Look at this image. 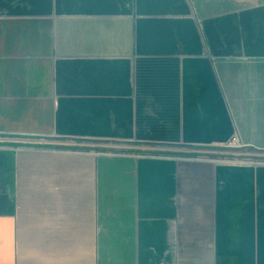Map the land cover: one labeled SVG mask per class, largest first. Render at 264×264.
I'll return each instance as SVG.
<instances>
[{
	"label": "crops",
	"instance_id": "0c3cea01",
	"mask_svg": "<svg viewBox=\"0 0 264 264\" xmlns=\"http://www.w3.org/2000/svg\"><path fill=\"white\" fill-rule=\"evenodd\" d=\"M235 136L264 0H0V264H264V166L203 156Z\"/></svg>",
	"mask_w": 264,
	"mask_h": 264
},
{
	"label": "rangeland",
	"instance_id": "374dc122",
	"mask_svg": "<svg viewBox=\"0 0 264 264\" xmlns=\"http://www.w3.org/2000/svg\"><path fill=\"white\" fill-rule=\"evenodd\" d=\"M81 144L75 148H70L71 150L78 152H94V153H118L124 150H130L129 148H123L119 144L108 143V142H89V141H81L77 142ZM90 147V148H89ZM202 151H206L208 154H204V157L207 158H215L223 161H232L234 159H239L244 162H252V163H264V153L255 152L248 150L247 148L240 147H230L223 146L222 148H212V149H204ZM172 154V153H169ZM145 156L147 154H139ZM167 155V154H166ZM174 155V154H173ZM197 154H182L183 156H195Z\"/></svg>",
	"mask_w": 264,
	"mask_h": 264
},
{
	"label": "built area",
	"instance_id": "2783aa9c",
	"mask_svg": "<svg viewBox=\"0 0 264 264\" xmlns=\"http://www.w3.org/2000/svg\"><path fill=\"white\" fill-rule=\"evenodd\" d=\"M227 146L230 147H240V148H245L239 141V138L237 136H235L234 138H232V140L230 142L227 143ZM100 155H116L118 153H97ZM142 155H139V157H141ZM210 158V157H209ZM213 159V158H211ZM251 165H255V166H264V163H252V162H245Z\"/></svg>",
	"mask_w": 264,
	"mask_h": 264
}]
</instances>
